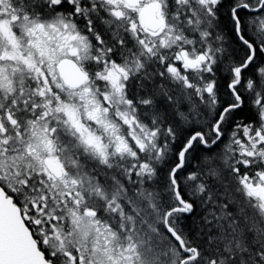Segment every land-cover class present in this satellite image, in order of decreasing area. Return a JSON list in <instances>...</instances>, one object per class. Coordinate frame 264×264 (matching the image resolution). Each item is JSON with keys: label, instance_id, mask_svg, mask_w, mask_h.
<instances>
[{"label": "snow or ice", "instance_id": "1", "mask_svg": "<svg viewBox=\"0 0 264 264\" xmlns=\"http://www.w3.org/2000/svg\"><path fill=\"white\" fill-rule=\"evenodd\" d=\"M0 264H264V0H0Z\"/></svg>", "mask_w": 264, "mask_h": 264}]
</instances>
